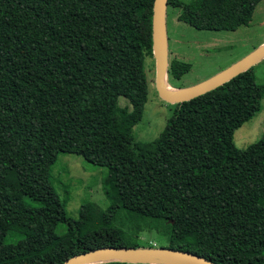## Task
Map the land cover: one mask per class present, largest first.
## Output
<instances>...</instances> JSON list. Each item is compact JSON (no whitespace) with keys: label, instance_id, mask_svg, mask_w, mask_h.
Returning <instances> with one entry per match:
<instances>
[{"label":"trees","instance_id":"obj_1","mask_svg":"<svg viewBox=\"0 0 264 264\" xmlns=\"http://www.w3.org/2000/svg\"><path fill=\"white\" fill-rule=\"evenodd\" d=\"M152 1L0 0V264L153 247L117 226L119 216L163 248L214 264H264V130L243 150L232 143L264 94L252 67L173 104L153 141L132 137L146 102ZM258 1L167 0L166 8L194 29L234 31ZM187 70L169 61L168 84ZM58 154L111 174L120 204H108L99 225L89 202L67 216V197L50 182Z\"/></svg>","mask_w":264,"mask_h":264},{"label":"rangeland","instance_id":"obj_2","mask_svg":"<svg viewBox=\"0 0 264 264\" xmlns=\"http://www.w3.org/2000/svg\"><path fill=\"white\" fill-rule=\"evenodd\" d=\"M187 3L190 0H179ZM178 8L165 9V33L167 43V64L171 60L185 63L188 70L177 80H170L175 88L196 85L240 59L252 53L264 43V0H259L252 11L250 21L234 31L198 30L176 19ZM153 59H146L147 79L146 102L143 104L140 121L132 128L135 142L153 141L162 131L171 115L173 104L162 101L153 86ZM254 79L264 84V57L252 66ZM120 107L129 103L118 98ZM264 130V94L259 102V111L249 121L243 123L232 134L233 145L243 150L257 141ZM50 182L60 199L67 197L65 211L75 219L82 203L94 205L93 226L99 225L102 210L111 203L120 201L111 187L112 176L104 168L96 167L74 154H58L50 168ZM133 220V219H132ZM127 233L136 236L142 243L153 247L164 246V242L147 229L135 228L134 223H124L120 216L116 220ZM135 264V263H128Z\"/></svg>","mask_w":264,"mask_h":264},{"label":"water","instance_id":"obj_3","mask_svg":"<svg viewBox=\"0 0 264 264\" xmlns=\"http://www.w3.org/2000/svg\"><path fill=\"white\" fill-rule=\"evenodd\" d=\"M167 0H153L151 7V58L153 86L158 97L169 104H178L203 95L238 74L251 68L264 57V43L252 53L223 69L212 77L187 88H173L167 77V41L165 9ZM169 87L171 90H168ZM128 262L135 264H214L197 255L163 247L98 248L74 255L61 264H98Z\"/></svg>","mask_w":264,"mask_h":264},{"label":"bare ground","instance_id":"obj_4","mask_svg":"<svg viewBox=\"0 0 264 264\" xmlns=\"http://www.w3.org/2000/svg\"><path fill=\"white\" fill-rule=\"evenodd\" d=\"M168 88V90H171L169 87H167Z\"/></svg>","mask_w":264,"mask_h":264}]
</instances>
